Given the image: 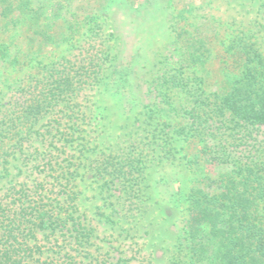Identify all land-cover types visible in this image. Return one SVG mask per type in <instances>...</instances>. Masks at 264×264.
<instances>
[{
	"label": "rangeland",
	"instance_id": "1",
	"mask_svg": "<svg viewBox=\"0 0 264 264\" xmlns=\"http://www.w3.org/2000/svg\"><path fill=\"white\" fill-rule=\"evenodd\" d=\"M142 4L166 10L167 21L179 36L163 46L158 64L162 79L156 90L149 87L148 92V86L141 84L136 93L154 111L151 125L141 118L113 126L98 92L114 53L112 20L105 12ZM261 4L264 0H41L37 4L30 16L38 18L34 25L45 31L50 42L40 52L19 44L31 65L15 75V85L2 88L0 200L10 201L7 190L12 186L15 191L30 188L33 195L37 189L54 216L71 213L82 224L89 238L83 248L91 254L75 256L73 238L58 229L54 235L39 232L30 241L43 251L42 259L48 256V261L60 262L69 253L80 264H166L179 247L177 233L172 219L148 197L147 180H188L205 187L210 180H238L248 170L263 167L264 125L239 123L220 107V100L230 92L245 99L248 92L252 97L254 92L264 94ZM254 20L256 35L263 39L258 40L261 62L246 38L237 41ZM28 21L24 29L32 25ZM45 66L52 70L53 80L69 71L72 87L78 89L61 84L59 97L37 115L33 127L15 133V117L36 104L37 90L32 86L35 78L48 75ZM85 71L90 77L84 76ZM93 74L96 79L76 83ZM50 81L39 85L38 97ZM172 131L184 132L174 150L166 140Z\"/></svg>",
	"mask_w": 264,
	"mask_h": 264
},
{
	"label": "trees",
	"instance_id": "2",
	"mask_svg": "<svg viewBox=\"0 0 264 264\" xmlns=\"http://www.w3.org/2000/svg\"><path fill=\"white\" fill-rule=\"evenodd\" d=\"M39 2L41 0H0V97L2 88L15 85V75L31 65L32 61L25 60L19 44H27L40 52L50 42L45 31L34 25L38 18L30 16ZM105 14L112 20L114 53L109 73L98 89L104 109L111 116L113 126L127 120L138 122L141 118L151 125L154 111L142 104L136 93L141 84L148 86V92L149 87L156 90L155 86L162 79L158 64L163 46L178 40L179 34L167 21V11L155 8V5L109 9ZM27 20L32 25L24 29L22 25L25 26ZM256 26L255 20L249 22L246 33L241 34L237 41L246 38L245 42L255 48L257 60L261 62L263 57L258 40L263 39L256 35ZM45 70L48 75L35 78L32 86L37 90L34 96L36 104L29 105L15 117L16 123L12 128L15 133H23L33 127L37 115L51 105L52 99L59 97L61 84L71 87L72 91L78 89L72 87L69 71L60 76L55 72L58 79L53 80L52 70L48 71L46 66ZM262 72L259 70L258 73L262 76ZM87 75L85 71L84 76ZM90 79H96L95 75L87 80L77 79L76 83H86ZM44 80L51 81L49 87L44 88L43 85L42 97H38L39 85ZM55 83H59L56 94L54 90L57 89H52ZM254 94L253 98L248 92L249 98L245 99L230 92L220 100V107L239 123L264 125V94ZM3 105L0 101V107ZM182 132L177 135L172 131L166 135V140L173 145L171 150L178 146ZM262 166L256 172L248 170L238 180H210L205 187L190 185L188 180H147L148 197L172 219V227L177 233L179 247L172 252L166 264H264L263 162ZM28 191L30 188L25 186L15 191L12 186L7 190L10 201L0 200V264H80L75 256L83 252L90 257L91 254L83 248L89 238L85 237L82 224L71 213L66 217L57 213L54 216L45 208L37 189L35 195ZM58 229L66 230L73 238V244L77 245L75 256L65 253L60 262L48 261V256L42 259L43 251L30 241L35 240L39 232L49 231L54 235Z\"/></svg>",
	"mask_w": 264,
	"mask_h": 264
}]
</instances>
